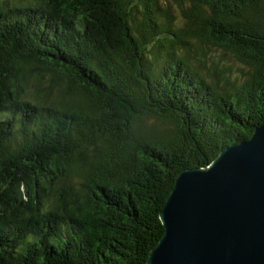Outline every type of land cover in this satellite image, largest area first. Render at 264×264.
<instances>
[{
    "label": "trees",
    "instance_id": "obj_1",
    "mask_svg": "<svg viewBox=\"0 0 264 264\" xmlns=\"http://www.w3.org/2000/svg\"><path fill=\"white\" fill-rule=\"evenodd\" d=\"M263 121L264 0L0 4V264H145L177 174Z\"/></svg>",
    "mask_w": 264,
    "mask_h": 264
},
{
    "label": "water",
    "instance_id": "obj_2",
    "mask_svg": "<svg viewBox=\"0 0 264 264\" xmlns=\"http://www.w3.org/2000/svg\"><path fill=\"white\" fill-rule=\"evenodd\" d=\"M145 264H264V121L204 168L180 171Z\"/></svg>",
    "mask_w": 264,
    "mask_h": 264
},
{
    "label": "rangeland",
    "instance_id": "obj_3",
    "mask_svg": "<svg viewBox=\"0 0 264 264\" xmlns=\"http://www.w3.org/2000/svg\"><path fill=\"white\" fill-rule=\"evenodd\" d=\"M18 0H0L1 5H13ZM161 11H160V22L165 25V23L172 16L174 18V24L176 27H181L186 30L187 27L190 28V20L192 19L191 15V6L189 3H184L182 5H177L175 3H160ZM187 25V26H186ZM189 31V30H187ZM184 31V32H187ZM168 36V35H166ZM186 45L183 49L188 52L190 56V62L193 65H199L203 69L201 70L204 74L213 75L216 78L222 75L221 68L228 67L229 68V80L234 79L238 75V67L241 65L229 61V64H224L223 61H218L219 58L224 59L227 55H222L221 52L213 51L210 49L202 48L197 42H195L190 37H186L185 40ZM230 63H233L230 66ZM217 65V66H216ZM216 66V67H215ZM60 221H63L60 219Z\"/></svg>",
    "mask_w": 264,
    "mask_h": 264
},
{
    "label": "flooded vegetation",
    "instance_id": "obj_4",
    "mask_svg": "<svg viewBox=\"0 0 264 264\" xmlns=\"http://www.w3.org/2000/svg\"><path fill=\"white\" fill-rule=\"evenodd\" d=\"M88 23H89V24H91V22H90V21H89ZM89 27H92V25H91V26L89 25Z\"/></svg>",
    "mask_w": 264,
    "mask_h": 264
}]
</instances>
